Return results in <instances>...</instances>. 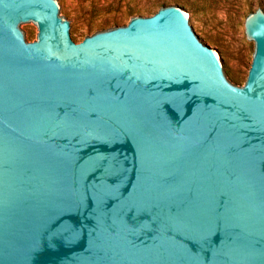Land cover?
I'll return each mask as SVG.
<instances>
[{"label": "water", "instance_id": "95a60500", "mask_svg": "<svg viewBox=\"0 0 264 264\" xmlns=\"http://www.w3.org/2000/svg\"><path fill=\"white\" fill-rule=\"evenodd\" d=\"M66 12L0 0V264H264V11L244 85L179 5Z\"/></svg>", "mask_w": 264, "mask_h": 264}, {"label": "rangeland", "instance_id": "374dc122", "mask_svg": "<svg viewBox=\"0 0 264 264\" xmlns=\"http://www.w3.org/2000/svg\"><path fill=\"white\" fill-rule=\"evenodd\" d=\"M161 1L164 0H58L67 10L65 18L78 27V42L116 24H127L134 16L133 9L151 5L156 12ZM198 1L196 10H187L196 17L193 26L212 48L228 56L235 83L244 85L255 51V41L248 37L245 22L256 10L264 11V0ZM24 32L31 41L37 40V27L29 26Z\"/></svg>", "mask_w": 264, "mask_h": 264}, {"label": "trees", "instance_id": "16d2710c", "mask_svg": "<svg viewBox=\"0 0 264 264\" xmlns=\"http://www.w3.org/2000/svg\"><path fill=\"white\" fill-rule=\"evenodd\" d=\"M198 3H199L198 0H169V1L164 0V1L159 2L158 6L160 9L161 7L166 6V5H179L186 10H189V9L196 10L198 8ZM132 13L134 16H150L151 14H154L155 12L151 10V5H150V6L143 8V10L139 8L133 9ZM115 26H118V25L116 24Z\"/></svg>", "mask_w": 264, "mask_h": 264}]
</instances>
